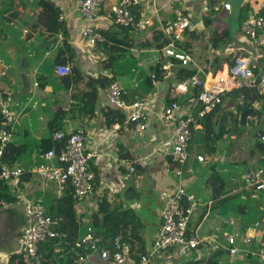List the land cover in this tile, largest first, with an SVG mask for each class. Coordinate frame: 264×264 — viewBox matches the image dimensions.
<instances>
[{"label": "crops", "instance_id": "obj_1", "mask_svg": "<svg viewBox=\"0 0 264 264\" xmlns=\"http://www.w3.org/2000/svg\"><path fill=\"white\" fill-rule=\"evenodd\" d=\"M51 1L60 9L61 29L48 30L41 19L40 0H0V58L5 63L0 66V123L7 120L2 113L6 107L13 119L8 125L11 142L27 146L15 165L24 170L20 190H11L17 199L0 206H9L11 217L8 227L0 222V264H9L11 255L23 249L26 199L42 200L46 204L63 194L54 182L36 172L37 166L46 162L42 154L52 147L43 140L51 134L54 137L56 132H50V123L58 113L59 131L68 136L83 129L87 145L102 153L101 158L89 166L96 176L93 191L76 205L80 235L88 231L96 215L101 217L99 203L103 198L109 200L112 208L132 211L137 220L129 225L130 241L123 242L121 236L122 245L128 248L124 262L104 261L98 251H92L86 264H138L143 252L152 251L161 209L166 198L180 185L205 203L195 210L190 231L198 225L211 223L210 234L224 244L223 234L242 232L241 250L231 255L226 248H221L206 260L201 250L179 255L171 247L155 252L151 264H206L209 260L213 264H250L255 259L262 264L259 250L264 241V188H242L232 193L229 187L233 179L242 180L248 170L264 165V155L255 148V142L252 144L256 139L250 131L251 128H264V116H251L250 113L246 127H242L240 112L239 128L237 124L232 128L228 121L230 130L213 145L211 140L208 144L194 143L199 136L207 138L202 124L195 128L189 156L182 166V176H179L169 170L170 166H179L173 150L163 148L165 140L174 133L176 121L163 116V112L173 101H177L183 110L199 108L198 89L190 87L187 92L175 89L179 82L189 80L183 78V68L195 70L194 75H199L210 86L216 83L214 77L227 74L237 55L247 54L255 58L256 71L264 73V42L248 37L241 29L242 21L249 14L259 15L262 8L264 11V0H246L244 4L248 3L249 9L242 21L230 18V10L224 7L230 0H140L134 9L137 16L148 15L153 21L139 32L115 23L112 6L119 0H105L93 20L82 15L79 0ZM178 10L191 12L192 24L182 40L171 42L170 35L162 27ZM89 25L102 35L103 31L110 30L119 39L127 37L132 46L108 53L107 48L98 44L105 40L104 35V40L91 45L83 37V30ZM157 32L163 33L160 40L156 37ZM185 54L192 56L188 64L182 62ZM108 58L117 60L120 66H110ZM59 64L71 68L67 74L71 79L68 86L62 82L65 75L57 72ZM114 79L127 90V102L148 101L149 117L144 124L130 121L124 110L110 102L108 86ZM41 82L45 85L41 86ZM94 89L97 91L95 98ZM91 91L90 103L84 94ZM259 92L262 97L253 103V107L264 110V88ZM236 104L231 92L224 95L214 117L216 132L225 112L236 115ZM244 131L250 132L249 145H253L249 155L231 158L225 151H220L223 141L229 138L226 141L231 147L232 141L248 135ZM192 144L206 146L210 151L195 154ZM199 156L204 160H199ZM52 164H58V160H53ZM215 167L226 177L221 198L240 195L239 206L236 201L220 205L212 199L209 178ZM209 202H212V211L206 217ZM201 233L208 232L203 228ZM245 235L251 236L250 243L242 240ZM57 264L64 263L59 261Z\"/></svg>", "mask_w": 264, "mask_h": 264}, {"label": "built area", "instance_id": "obj_2", "mask_svg": "<svg viewBox=\"0 0 264 264\" xmlns=\"http://www.w3.org/2000/svg\"><path fill=\"white\" fill-rule=\"evenodd\" d=\"M105 0H79V9L88 20L98 16ZM140 0H119L112 6L115 23L122 28L136 32L144 30L152 24L150 16H137L135 7ZM225 9L231 10V3L224 5ZM193 14L191 12L178 10L175 16L163 24L162 30L170 35L171 42L182 40L186 30L191 26ZM242 31L250 38L264 42V16L249 14L241 24ZM83 37L91 45L104 40L103 35L94 26L89 25L83 30ZM192 61L190 54H185L182 62L188 64ZM255 58L252 55H237L234 63L229 67L227 74L217 78L214 77V85L208 86L206 81L199 75L192 76L175 85L179 92H187L190 87L198 89L197 110H183L177 101L171 102L163 112V116L173 118L176 121L174 133L171 138L165 140L163 148L172 149L179 166H170L177 175L182 176V166L189 156V146L193 130L198 128L205 116L211 113L223 102V97L235 89L240 90L236 100L237 104L243 106L246 103L247 94L245 90H260L264 88V73L258 72L254 66ZM5 64L0 58V66ZM57 72L61 75L70 74L71 68L66 64L57 65ZM213 82V83H214ZM127 90L118 80H112L108 86V96L112 104L126 112L128 119L132 122L144 124L149 117L148 101L145 99L135 100L131 103L126 100ZM6 122L0 123V155L3 153L5 144L11 141V131L7 128L12 117L6 107L2 109ZM55 139L62 140L65 134L57 131ZM86 133L83 129L69 134L61 151L55 148L48 149L42 154L46 162L37 166L36 172L44 179L54 182L60 191L70 182L74 188L76 204L81 203L94 188L95 173L89 168L92 162L98 161L102 153L98 149L90 148L86 143ZM264 141V136L262 137ZM203 161V156L198 157ZM58 160V164H52ZM134 170V168H132ZM23 168L19 166H7L0 164V181H6L14 192L20 190L22 183ZM242 188H264V165L248 170L242 180L233 179L229 192H236ZM205 203L195 194L189 192L186 187L180 185L172 192L161 209V221L155 236L152 251L140 255L138 264H151V257L155 252L165 251L174 247L179 255H186L192 250H201L205 259H210L219 249L226 248L231 255H236L241 250L239 246V233L226 232L223 234L226 243H222L210 234L212 224L206 226L198 225L194 231H190V223L195 210ZM206 217L211 214L212 202L207 204ZM215 214L214 216H216ZM26 222L23 227L22 244L25 259L31 264H42L39 245L54 237L53 219L47 214L45 204L42 200L26 199L25 202ZM229 223L228 221H225ZM204 228L208 233L202 234ZM242 240L251 242V236L245 235ZM120 235L116 236L111 248L100 246L93 228L81 235L76 241L77 248L82 250L78 255L77 264H86L88 255L92 251H98L102 260L122 263L128 255V248L123 246ZM260 260L264 264V241L259 250Z\"/></svg>", "mask_w": 264, "mask_h": 264}, {"label": "trees", "instance_id": "obj_3", "mask_svg": "<svg viewBox=\"0 0 264 264\" xmlns=\"http://www.w3.org/2000/svg\"><path fill=\"white\" fill-rule=\"evenodd\" d=\"M40 5L43 9L41 19L45 21V25L48 30L63 28V24L59 20L61 13L59 7H57L51 0H40ZM248 9L249 4H244L240 17L241 21L245 18L247 13L246 10ZM258 14L264 16L263 8ZM103 35L105 37V40L98 44L103 48H107L108 53H111L120 48H129L132 46V42L129 38L123 37L119 39L117 38L116 33L110 30L103 31ZM161 36H163L162 32L156 33V37L158 39ZM160 45H162V43H160ZM116 61H114L112 58H108L107 60L110 66L119 65V63L117 64ZM60 63H63V61H60ZM181 72L185 73L183 74V78L189 79L196 73L195 70L193 71L186 68H183ZM115 75H117V73H115ZM106 80L108 81V79ZM101 81H103V79H101L100 82ZM62 82L66 85H69L71 79L68 75H65L64 77H62ZM40 85L44 86L45 83L41 82ZM102 85H105V83H102ZM245 92L247 94L246 103L243 106L236 104V115L235 113L230 111L225 112V114H223V116L220 118L219 130L217 132L215 131L216 122L214 120V117L217 111H219L221 104L211 113L205 116L202 121V126L205 130L207 138L199 136L194 140V143L198 142L208 144L209 140L212 141V143H210L211 145H213V143H217V141L222 138L228 132V130H230L227 128L228 121H230L229 124L232 126V128L233 124H237V127L239 128L238 114L246 108H253L251 116L258 115V117H263L264 110H259L253 107V103L258 98H260V96L262 97L259 90L250 89L245 90ZM91 93H93V91L84 94V98H87L90 103L92 99H89L88 96L91 95ZM231 93L232 97L237 100L240 95V90L235 89L231 91ZM95 95H97V91L94 89V98ZM110 112L113 113L114 111L110 110ZM121 116H124V114H121ZM59 118L60 116L58 113L55 116L54 120L50 123L51 133L59 131ZM7 128L10 129L9 126H7ZM254 136L256 139L255 148L264 155V141L262 140V137L264 136V128H258ZM66 139L67 136H65L62 140H57L51 134L43 141L52 146L49 149L55 148V150L59 152L66 143ZM26 149L27 146L25 145H16L11 141L7 142L5 144L3 153L0 155V164H5L7 166L18 165L19 160L22 154L25 153ZM204 149L210 151V149L206 148V146H204ZM209 182L212 189L211 197L214 201H216V203L219 202V204L221 205L223 204V202L236 201L238 202L237 206H239L240 195H229L228 197L221 198L225 192L226 177L224 173L220 172L217 169V167L212 169ZM16 199V196L12 193L7 182L0 181V206L4 203L15 202ZM76 205L77 204L74 196V188L70 182L65 185L63 194L61 196H55L45 204L47 214L54 221L53 230L56 232V235L39 245V254L42 264H57L59 261L64 264H77L78 255L82 253V250L77 248L75 245L76 241L81 236L80 219L77 215ZM99 212L101 214V217L96 215L93 219V222L91 223V227L93 228L95 237L100 246L112 247L114 238L118 235L122 236L123 242L130 241L129 237L131 235L129 233V225L133 224V222H137L136 217L132 211L121 210L120 208H112L109 200L107 198H103L99 203ZM132 247L133 245H131V250ZM9 264L31 263H29L25 259L24 253L21 251L11 255ZM206 264H213V262L212 260H209ZM250 264H253V260L250 262Z\"/></svg>", "mask_w": 264, "mask_h": 264}, {"label": "rangeland", "instance_id": "obj_4", "mask_svg": "<svg viewBox=\"0 0 264 264\" xmlns=\"http://www.w3.org/2000/svg\"><path fill=\"white\" fill-rule=\"evenodd\" d=\"M257 129L258 128H251L250 129L251 133H253V139L255 138L254 134L257 132ZM244 132H248V133H246L248 135L241 136L239 139H237L235 141H232V144H233L232 146L234 148H232V146L231 147H228V146H230L229 143H227V141H226V140H229V138H228V139H226L225 141L222 142V146L220 148V151L222 153L225 151V153L229 157H231V158H243L244 156L249 155L250 148H252L253 145L252 146L249 145V142H250V132L249 131H244ZM254 142L255 141L253 140L252 144H254ZM223 147H226V148L223 149ZM191 148H192V151L195 154L198 151H204V152H206V150L203 147H197V146H195L193 144H192V147ZM209 156H212V155L209 154ZM220 156L223 157L225 155L222 156L220 154ZM209 166H211V165H209ZM242 235H243V233L242 232H239V239L241 238ZM13 246H15V244H13Z\"/></svg>", "mask_w": 264, "mask_h": 264}, {"label": "water", "instance_id": "obj_5", "mask_svg": "<svg viewBox=\"0 0 264 264\" xmlns=\"http://www.w3.org/2000/svg\"><path fill=\"white\" fill-rule=\"evenodd\" d=\"M245 2L246 0H230V3H231L230 18L231 19H235L236 21L240 20L241 12H242ZM252 111H253V108H246L242 111L241 116H240V124L242 127H246L247 118ZM0 143H1V140H0ZM24 208H25V205H24ZM10 221H11L10 207L9 206L1 207L0 208V222L4 224L6 227H8L10 224ZM25 222H26V216H25ZM253 264H259L258 259H255L253 261Z\"/></svg>", "mask_w": 264, "mask_h": 264}]
</instances>
